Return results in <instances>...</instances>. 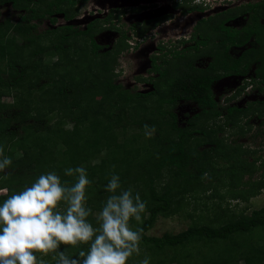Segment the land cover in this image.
Listing matches in <instances>:
<instances>
[{
    "label": "trees",
    "instance_id": "obj_1",
    "mask_svg": "<svg viewBox=\"0 0 264 264\" xmlns=\"http://www.w3.org/2000/svg\"><path fill=\"white\" fill-rule=\"evenodd\" d=\"M5 1L25 10L18 21L0 20V190L8 189L0 194V202L11 204L5 209L20 224L19 233L27 242L25 248L15 247V264H122L134 253L149 264H264V205L245 213L220 204L212 215L202 214V222L179 233L147 234L159 215L175 213L186 195L213 184L220 172L217 150L226 152L219 133L226 125L236 127L247 109L230 107L223 124L205 123L219 110L209 77L195 73L187 75L183 89L150 102L151 93L132 92L116 83L117 56L101 53L89 30L69 25L39 31L44 18L77 0L0 3ZM253 11L244 34L229 38L234 43L254 34L259 44L244 53L245 67L240 66L242 60L227 67L236 73H246L254 60L264 63V2ZM49 33H55L52 42L43 44ZM257 75L264 91V69ZM5 95L11 101L4 100ZM181 97L194 98L203 107L202 123L178 125L173 106ZM256 103L264 109V102ZM210 143L214 145L204 146ZM258 159L245 169L250 175L258 169L264 172V162L256 166ZM263 172L252 183L253 193L264 188ZM226 192L241 196L235 187ZM96 211L104 217H93ZM125 211L142 217L132 221L134 231L116 239L127 219ZM64 222L87 231L91 222L105 223L104 229L114 234L113 249L77 260V255H69L75 244L68 236L72 233L57 231L56 250L68 253L64 259L40 262L44 245H53L46 236ZM209 242H220L216 252L188 248ZM141 247L152 255L143 257L137 252ZM21 248L25 251L19 257L15 254Z\"/></svg>",
    "mask_w": 264,
    "mask_h": 264
},
{
    "label": "flooded vegetation",
    "instance_id": "obj_2",
    "mask_svg": "<svg viewBox=\"0 0 264 264\" xmlns=\"http://www.w3.org/2000/svg\"><path fill=\"white\" fill-rule=\"evenodd\" d=\"M263 2L264 0H77L75 3L67 1L63 4V9L55 10L43 21L47 20L51 26L49 28L53 29L71 25L78 31L89 30L93 39L101 46V53L109 52L111 57L117 56L116 75L126 68V59L124 64L121 59L126 57L133 66L136 65L132 83L137 85V89L129 83H116L132 92L151 93L150 102L160 96L169 97L175 88L183 89L180 86H183L187 75L195 73L209 77L216 109L219 110L213 120L208 119L205 123L209 121L210 125H214L213 122L223 124L229 108L236 106L247 109L241 117L249 124L263 117L264 113L261 105L256 103L264 102V91L260 90L262 83L257 75L260 68L264 69V63L259 59L250 62L246 73H236L233 68H227L234 61L241 60L240 66L245 67L242 59L244 53L259 46L254 34L245 41L241 39L232 43L230 39L233 35L238 38L244 34L245 29L252 24L253 8ZM1 6H11V15L7 18L15 21L25 11L15 7L13 1L0 3ZM16 12L18 19H14ZM60 19L62 22H58ZM71 20L74 21L72 24L67 23ZM82 21L85 23L83 28L77 25ZM260 23H264V18L260 19ZM98 36H101L104 43L99 42ZM125 52H129L130 57L124 55ZM203 58L208 61L198 63ZM226 59L229 60L225 63ZM130 62L127 63L131 66ZM165 78H168V92L161 93L159 80ZM250 105L251 108L248 109ZM209 109L213 110L211 106H207L206 110ZM173 112L181 127L203 121L199 116L203 113V107L194 98H178ZM211 145L214 144L204 146Z\"/></svg>",
    "mask_w": 264,
    "mask_h": 264
},
{
    "label": "rangeland",
    "instance_id": "obj_3",
    "mask_svg": "<svg viewBox=\"0 0 264 264\" xmlns=\"http://www.w3.org/2000/svg\"><path fill=\"white\" fill-rule=\"evenodd\" d=\"M243 1L245 2V0ZM11 10V6H1L0 20H3L7 18L8 15H11ZM16 18H19L17 12L14 13V19ZM59 21L62 22V19L58 20V22ZM83 24H85L83 21L77 23V25H80L81 28H83ZM49 27L51 26H49L48 21L45 20L39 24L38 29L40 32H43ZM206 34L209 35L210 33L208 32ZM54 36L55 33H49L42 38V43L50 44ZM105 38L107 40V37ZM97 39L99 40V42L102 41L101 36H98ZM102 42L104 43V41ZM81 43L82 42H80V44ZM124 55L130 57L129 52H125ZM46 59L48 61H55L56 57L46 56ZM121 59H123V64L124 60L126 59V68L124 69V71L121 70L119 75H116V81L124 85L129 83L131 84V86L134 85L135 89H137V85L132 83L133 75H135L134 71L136 69V65L133 66V63L127 60L126 57H122ZM204 61L206 63L208 60L203 58V60H198V63H203ZM127 62H130L131 66ZM168 84V78L159 80L161 93L168 92ZM217 91L220 92L219 89H217ZM218 92L216 93L217 96H219ZM11 99V96H4V100L6 101H11ZM256 99L259 100L258 97H256ZM262 116L263 117L251 121L249 124L245 123L244 117H240L238 125L236 127H224L223 132L219 133V137L221 140V144L226 147V152L221 153L219 152V150H217L218 161L216 166L218 169H220V172L218 175L216 174L217 176L213 184H210L209 188H207L205 191L202 190L197 193L186 195V200H183L184 202L182 205H178L181 207L180 209L178 208L179 210L175 213L171 215H159L153 227L148 230V235L161 237L165 233H179L183 230H186L193 223L197 221L202 222V214L205 216L212 215L213 211H215V209H217L220 204L223 207L229 205V207L235 208L237 209V211L243 210L245 213H250L252 210L264 205V188L260 189L256 193H253L252 191V189L256 187V185L253 186L252 183H254L255 179L259 178L263 170L258 169L254 174L251 175L246 171L248 170V164L252 163V161L255 160L256 157H259L256 166L261 165L264 162V113ZM222 120L223 119H221L220 122H222ZM261 120L262 122H260ZM229 159L234 161V164H232ZM243 170H245V172H243ZM231 187H235L236 190L240 191L241 196H239V198L234 197V195L231 196L229 194H226L227 189H230ZM220 193L224 194V199L220 197ZM7 202H0V217L2 218V221H0V264H15L11 257V255H13L15 247L25 248V243L27 242L24 234L21 235L19 233L18 228L21 227L20 224L16 223L17 221L14 219L9 210L5 209V206L6 208H8V206L11 205L8 204L7 206ZM2 207L4 209V213L2 212ZM104 214V212L96 211L93 214V217L103 218ZM149 214L150 213L147 211L144 214V217H148ZM125 217L129 220V222H127V219L124 220L125 222L120 225L119 229V231H121L122 233L118 232L115 238L118 236V234L126 235L134 231L135 220H137V218L140 219L142 216L136 217V214H134V212L129 213L125 211ZM132 221H134V223H132ZM104 224L105 223L103 222H91L88 228L89 231H87L86 229L81 228L78 224H70L68 222H64V224H61L62 226H64L63 228H56L54 230V233H50L46 236V238L52 240L53 245L50 246L47 243L44 245L45 250L39 255L40 262L47 263L54 262L58 259H64L65 252L66 254L68 253V251L60 252L56 250L57 247H55L54 245L59 242V237L55 234L57 231L72 233L68 236L70 239H73L75 244L73 245L74 249L70 250L71 254L69 253V255H77V260L107 254L114 247V241L112 240L114 234L111 233L109 227L104 229ZM18 235H20V237H18ZM120 236H118L117 238H119ZM255 238L258 237L255 236ZM259 240L263 241V239ZM217 244H220V242H209L208 244L198 243L194 246H188V248H191L192 251H195L196 253L199 248H202L203 252H207L212 248L215 250ZM48 246H50L49 248H51L50 251ZM27 248L28 250H34V248L32 249L30 246H28ZM17 251L18 252L15 255L23 256V251H25V249L21 248L17 249ZM137 252L143 254V257L152 255L151 252H148V249H146L145 247H141V249H139V251ZM171 252L172 249H168L167 256H171ZM165 254L166 252L163 253V255ZM133 256L134 258L128 255L127 260L122 264H149L147 259L143 260V258L141 257L138 258L135 253L133 254ZM21 259L22 258H20L19 262H21Z\"/></svg>",
    "mask_w": 264,
    "mask_h": 264
},
{
    "label": "clouds",
    "instance_id": "obj_4",
    "mask_svg": "<svg viewBox=\"0 0 264 264\" xmlns=\"http://www.w3.org/2000/svg\"><path fill=\"white\" fill-rule=\"evenodd\" d=\"M7 192H8V189H6V188L0 190V194H6Z\"/></svg>",
    "mask_w": 264,
    "mask_h": 264
},
{
    "label": "water",
    "instance_id": "obj_5",
    "mask_svg": "<svg viewBox=\"0 0 264 264\" xmlns=\"http://www.w3.org/2000/svg\"><path fill=\"white\" fill-rule=\"evenodd\" d=\"M72 22H73L72 20H71V21H69V24H72Z\"/></svg>",
    "mask_w": 264,
    "mask_h": 264
}]
</instances>
